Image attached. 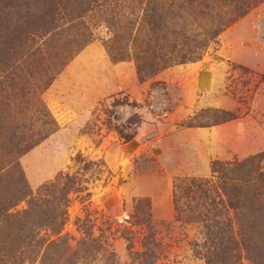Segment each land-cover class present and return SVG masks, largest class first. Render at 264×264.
<instances>
[{
    "label": "rangeland",
    "instance_id": "374dc122",
    "mask_svg": "<svg viewBox=\"0 0 264 264\" xmlns=\"http://www.w3.org/2000/svg\"><path fill=\"white\" fill-rule=\"evenodd\" d=\"M259 153L264 0H0V264H207Z\"/></svg>",
    "mask_w": 264,
    "mask_h": 264
},
{
    "label": "trees",
    "instance_id": "16d2710c",
    "mask_svg": "<svg viewBox=\"0 0 264 264\" xmlns=\"http://www.w3.org/2000/svg\"><path fill=\"white\" fill-rule=\"evenodd\" d=\"M213 175L220 183L223 209L233 213L234 223L228 222L221 229L223 234L231 235L230 239L220 240V248L212 246L221 254L215 251L206 257L207 264H224L226 259L241 264L242 254L251 264H264V153L233 164L216 163ZM206 228L212 240V227Z\"/></svg>",
    "mask_w": 264,
    "mask_h": 264
}]
</instances>
